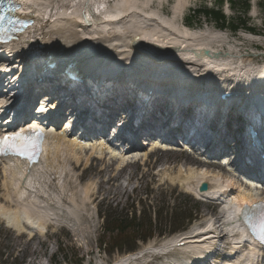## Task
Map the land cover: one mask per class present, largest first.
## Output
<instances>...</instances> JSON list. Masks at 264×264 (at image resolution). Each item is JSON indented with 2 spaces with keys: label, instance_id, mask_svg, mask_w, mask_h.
I'll return each mask as SVG.
<instances>
[{
  "label": "bare ground",
  "instance_id": "obj_1",
  "mask_svg": "<svg viewBox=\"0 0 264 264\" xmlns=\"http://www.w3.org/2000/svg\"><path fill=\"white\" fill-rule=\"evenodd\" d=\"M50 1L24 0L25 9L36 14V25L16 42L19 48L34 52L40 44H46L45 48L50 55L58 54L62 61H68V58L76 60L78 68H82L86 73H103L112 70L125 75L136 91L141 85H148L141 72L147 68L158 69L156 75L160 81L159 85L162 87L168 85L173 91H175L174 87L183 90L188 88L189 84L193 85L205 78L210 84H216L218 79L225 77L227 79L223 81L228 80L236 85L242 83L243 88L254 93L251 99L253 107L249 110L250 114L251 111L253 114H261V111H264V100L258 101L264 97V66H253L254 62L247 66V59H243L241 54L231 49L229 51L222 49L221 43L224 40L220 32L208 30L197 32L185 25L178 24L176 17L182 11L180 3L174 11V17L169 19L161 16L157 10L146 12V8L150 9V0H146L144 3L137 0H119L112 7V10L103 5V0L100 2L98 0H53L57 6L59 2H67L74 7L71 13L60 10L55 14H52V11L46 12L49 9ZM203 50H207L209 55H203ZM91 54H96V56L91 57ZM136 66L140 67V72L136 71ZM131 67H135V70H132ZM98 89L100 90V88ZM103 89L105 91L106 87ZM91 92L97 94L94 89ZM80 93L86 95L84 91L79 92L78 90L69 92L68 95L75 94L78 97L81 95ZM134 93L136 94V92ZM168 95L171 99L174 96L171 92ZM110 117L111 122H113L114 116ZM128 117L131 116L128 115ZM262 118L264 117L262 116ZM72 119L68 120L67 126H64L65 129L71 126ZM100 122L104 121L101 120ZM128 124L129 120L125 119L123 126ZM96 125V127L102 128V124L97 123ZM90 131L93 132V130L86 129L83 133L88 135ZM93 135L91 141L95 144L97 137L95 138L96 135ZM54 139L57 143L51 145ZM61 141H64L62 136L49 132L44 143L43 161L41 160L39 164L31 166L29 173V167L25 161L19 158L2 160L4 164V186H17V196L22 200L15 214H11L15 211L14 209H8L4 206L0 208V215L6 218L14 228L22 230L29 227L31 230L42 231L47 222L56 214L58 202L62 200V196L58 195L59 192L55 187L45 190L42 183L51 179L47 169L59 166L54 158L58 150L56 146ZM54 146L56 147L55 155L48 163L47 160ZM68 147L67 159L73 160L74 168L80 167L81 156L79 154L83 153L87 147L77 140L69 141ZM139 150V147H133L130 152L124 153L109 149L106 153L112 158L118 156L121 163L125 164L148 156L147 152ZM91 152L97 157H102L105 154L102 142L98 143L97 150L92 148ZM186 158L190 165L198 166L189 167L179 180L189 187L194 194L207 197L213 186L209 180L218 187L216 191H224L229 186H232L234 191L228 195L230 197L228 202L222 201L224 203L222 204L224 205V215L216 217L211 225H194L193 231L190 232L192 234L182 239L185 242L182 250L202 253L203 249H207L206 245L209 244V240L217 237L215 229L218 231V223L222 218H226L224 224L231 228L230 233L234 235L232 239L238 240L239 237L235 235L237 233L242 237L240 242H236L234 248L244 247L246 244L250 247L248 253L241 254L238 264H258L261 251L254 244L244 241L245 238H251L247 231L240 226L239 213L245 205L251 206L259 199L258 197L263 198L264 190L259 193L257 184L246 178L244 180L246 183L248 182L247 188L237 190L231 183L225 185L224 181L210 170L208 164L191 157ZM58 170L60 172L65 171L66 166ZM60 172L57 175L58 178L54 180L55 182L59 183L62 180ZM203 181H207L209 189L207 192L201 193L198 188ZM46 186L49 187V185ZM82 193V200L86 202L91 195V189L85 187L82 189ZM73 205L78 206L74 198ZM218 219L220 220L218 221ZM202 238L204 241L201 240ZM167 245L160 247L162 249L167 248ZM147 252L152 255L157 253V248H148ZM139 253L120 258L114 264H135L139 257L145 256L143 251ZM183 264L189 263L184 260ZM228 264L234 263L229 262Z\"/></svg>",
  "mask_w": 264,
  "mask_h": 264
},
{
  "label": "rangeland",
  "instance_id": "obj_2",
  "mask_svg": "<svg viewBox=\"0 0 264 264\" xmlns=\"http://www.w3.org/2000/svg\"><path fill=\"white\" fill-rule=\"evenodd\" d=\"M137 1L146 2V0ZM247 1L250 5L247 12L244 9L246 0H233L235 6L230 0L222 2L220 0H150V9L146 8L145 10L146 12L157 10L161 16L172 19L174 11L180 3L182 11L177 14L176 22L182 24L184 16L194 8L199 6L207 9L223 7L231 22L237 17L244 18L247 20V26L254 28L256 33H249L245 28H240L237 31H233L229 27L222 29L213 18L205 15L193 16L191 19L192 16L189 17V14L188 17L191 20L187 17L188 20L185 19V22L186 24L191 23L188 25L192 31L220 32L224 40L221 43L222 49L225 51L231 49L241 54L243 59H247V66L253 62L255 65L264 66L263 0ZM50 2L47 13L52 11V14H55L60 10L71 13L74 9L67 2H59L58 6L55 1L51 0ZM117 2L119 0H112V6ZM230 3L233 5L231 8ZM125 106L128 107V105ZM66 150L67 147L64 146L62 152ZM80 156L81 166L78 168H74L71 162L65 164L63 159L57 162L61 166H66L69 175L59 183L55 182V188L61 191L59 194L62 196V200L58 202L53 219H50L46 225V233L26 234L22 230L9 228V223L0 217V264L115 263L124 255L110 254L98 249V235L102 230L100 213L105 210H107L106 213L113 214L118 211V213L129 214V216L136 212L137 216L140 217L143 214L146 218H154L155 212L159 210L160 223L155 228V237L146 243L139 242L140 246L134 252L149 247L158 248L165 243L169 245L171 239L186 235L194 225L204 226L210 222L213 223L216 217L222 215L220 207H216L217 205L207 199L197 197L179 180L189 166H193L189 165L186 153L152 152L147 158L129 162L122 168L119 162H112L110 158L107 160L106 158H94L91 152L86 155L80 154ZM213 169L215 174L222 172L219 175L220 178L236 183L237 177L229 175L225 170ZM213 169L211 168L212 172ZM2 176L3 169L0 166V207L4 205L8 209L15 210L18 206L11 202V197H9L10 200L8 199V194L2 185ZM80 176L82 178H79ZM108 179L109 181H107ZM239 184L237 183V185ZM64 185L65 187H63ZM85 187L91 189V195L86 202H83L82 189ZM73 196H75L78 206L71 204L72 199L70 200V198ZM179 208L180 214L172 213L173 209ZM168 213L170 215H167ZM191 218L194 219L192 224L184 230L183 223ZM217 226L221 232L225 229L222 223ZM222 236L219 241H214L217 242L216 248L222 247L225 242L229 243L228 248L222 247L223 251L219 260L212 263L210 261V264L234 263L239 259L233 248L230 247L232 239ZM171 253L167 258L162 255L150 257L151 255L147 254L145 258L137 260L135 264H183L184 260L188 258L187 253L180 250Z\"/></svg>",
  "mask_w": 264,
  "mask_h": 264
},
{
  "label": "trees",
  "instance_id": "obj_3",
  "mask_svg": "<svg viewBox=\"0 0 264 264\" xmlns=\"http://www.w3.org/2000/svg\"><path fill=\"white\" fill-rule=\"evenodd\" d=\"M232 4L235 6L234 2ZM232 5V6H233ZM245 12L248 11L249 4L246 0L245 3ZM264 7V4H263ZM193 14V15H192ZM205 15L206 17H211L216 21V24L219 25L220 28L225 29L229 27L233 31H237L240 28H245L246 30H250L252 32H256L254 28L247 26V20L244 18H234L232 22L228 20L225 14L222 12L221 8L215 7L212 9L207 8H199L190 13L191 19L193 16H201ZM188 17L189 20H191ZM187 19V20H188ZM191 24L190 22L188 23ZM148 235H152V226L147 223H136L132 220L128 219H114L113 221L107 220V226L104 229V233L101 235L99 239L100 246L107 247L109 250L120 246L121 244H125L126 242H130L131 240L137 237H146Z\"/></svg>",
  "mask_w": 264,
  "mask_h": 264
},
{
  "label": "water",
  "instance_id": "obj_4",
  "mask_svg": "<svg viewBox=\"0 0 264 264\" xmlns=\"http://www.w3.org/2000/svg\"><path fill=\"white\" fill-rule=\"evenodd\" d=\"M203 55H209V52L207 50H203Z\"/></svg>",
  "mask_w": 264,
  "mask_h": 264
}]
</instances>
